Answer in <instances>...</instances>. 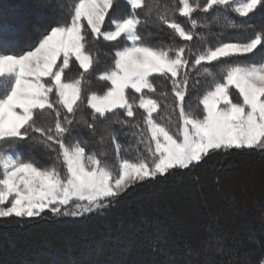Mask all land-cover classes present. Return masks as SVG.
Segmentation results:
<instances>
[{
  "label": "snow or ice",
  "instance_id": "snow-or-ice-1",
  "mask_svg": "<svg viewBox=\"0 0 264 264\" xmlns=\"http://www.w3.org/2000/svg\"><path fill=\"white\" fill-rule=\"evenodd\" d=\"M127 3L131 14L112 19L109 13L114 0H71L67 19L57 21L55 26L49 24L37 43L19 52L7 46L0 48V78L4 81L0 89V218L38 217L45 210L53 215L82 216L107 207L110 199L139 181L164 176L171 169H187L215 150H264V58L251 63L238 61L258 48L264 52V28L244 41L218 42L195 52L187 45L153 47L143 43L138 34L142 20L136 10L143 6V0ZM258 9L264 12V0H204L203 4L199 0H178L171 17L165 10L157 14V20L179 39L192 41L196 33L177 22V14L187 18L192 29L198 26L193 14L200 11L214 14L216 22L223 19L228 27L246 31L245 25L231 19L229 13L245 18ZM112 25L114 30H110ZM90 36L102 37L104 41H116L123 36L131 42L115 51L114 66L100 76L110 82L107 91L87 97L93 121L97 115L103 118L117 109L129 118L134 116L135 107L145 113L143 130L133 135L138 144L145 145L151 159L140 155L135 161L120 159L121 145L113 135L120 159L116 176L95 153L87 154L79 143L69 145L64 139L75 122L83 73L93 64L87 51ZM76 62L83 73L77 79H67L66 70ZM213 68L218 71H212ZM189 70L209 78L198 100L203 106L202 117L185 110ZM154 74L171 83L173 111L179 110L180 121L175 133L154 118L160 104L144 91L155 92L151 79ZM233 89L238 93L237 101L232 98ZM61 109L65 110L63 114ZM46 116L52 117L54 124L45 127L38 123ZM87 127L95 131L94 124ZM131 127L141 125L138 122ZM29 141L56 152L65 173L62 175L55 166L41 167L32 158L9 154L3 147ZM259 264H264V259Z\"/></svg>",
  "mask_w": 264,
  "mask_h": 264
},
{
  "label": "trees",
  "instance_id": "trees-1",
  "mask_svg": "<svg viewBox=\"0 0 264 264\" xmlns=\"http://www.w3.org/2000/svg\"><path fill=\"white\" fill-rule=\"evenodd\" d=\"M199 2L203 4L204 0ZM70 3L71 0H0V48L7 46L19 52L37 43L49 24L55 26L57 21L67 19ZM177 5L178 0H143V6L136 10L142 20L138 34L143 43L153 47L187 45L195 52L218 42L244 41L254 31L264 28V12L259 9L245 18L229 13L231 19L245 25L246 31L228 27L223 19L216 22L214 14L200 11L193 14L198 26L192 29L188 19L177 14V22L196 33L192 41H183L157 20V14L165 10L171 17ZM131 11L127 0H114L109 15L112 19H123ZM110 30H114V25ZM130 44L123 36L116 41L90 36L87 51L93 57L92 67L83 73L76 62L65 73L67 79H77L81 73L84 76L75 122L65 134V143H79L87 154L95 153L114 176L118 175L120 159L135 161L138 155L151 159L145 145L138 144L133 135L144 128V110L135 107L134 116L129 118L117 109L103 118L97 115L93 121V109L87 104V97L107 91L110 82L100 76L114 66L115 51ZM261 58L264 52L258 48L238 61L251 63ZM189 71L185 110L202 117L203 106L198 100L209 78ZM151 79L155 92L144 91L160 104L154 117L172 131L168 120L179 115L178 109L173 111L171 83L156 74ZM3 86L0 78V89ZM165 92L167 96L162 95ZM139 95L135 94L137 105ZM237 95L233 89L234 101L238 100ZM129 98L133 99L131 92ZM61 111L63 114L65 110ZM117 120L129 123L121 124ZM138 122L140 128L131 127ZM38 123L47 127L54 120L46 116ZM87 124H94L95 131ZM113 135L121 145L120 159L112 142ZM3 147L7 153L13 150L24 159H34L41 167L55 166L62 175L66 171L56 152L34 141ZM262 259L264 150L259 148L210 152L187 169H171L164 176L131 185L125 193L110 199L101 212L71 217L53 216L47 211L35 218H0V264H246V260L259 264Z\"/></svg>",
  "mask_w": 264,
  "mask_h": 264
},
{
  "label": "rangeland",
  "instance_id": "rangeland-1",
  "mask_svg": "<svg viewBox=\"0 0 264 264\" xmlns=\"http://www.w3.org/2000/svg\"><path fill=\"white\" fill-rule=\"evenodd\" d=\"M237 99H238V95H237V97H236ZM235 98V99H236ZM159 110V109H158ZM179 111V110H178ZM158 112V111H157ZM155 114H157V113H154L153 114V116H155ZM177 114H175V117H172V118H170L169 120H168V123L171 125V129H172V132L173 133H175L176 131H177V127H178V125H179V123H180V121H179V116L177 117ZM155 118V117H154ZM156 119V118H155ZM176 130V131H174V130ZM153 147H154V145H153ZM9 154H18V153H16L15 151H10L9 152ZM120 164V163H119ZM118 170H119V165H118ZM117 173L119 174V171H117ZM150 179V178H149ZM104 208H102V209H98V210H96V211H93V212H88V213H85L84 215H87V214H91V213H97V212H101L102 210H103ZM48 210H45V212H47ZM49 212V211H48ZM43 213H41V215H42ZM40 215V216H41ZM53 216H63V215H53ZM83 216V215H82ZM39 217V216H38ZM71 217H81V216H71ZM24 218H28V217H24ZM32 218H35V217H32ZM256 249V253H255V255L257 256L258 254H259V249L256 247L255 248ZM246 264H250V260H246V261H244Z\"/></svg>",
  "mask_w": 264,
  "mask_h": 264
}]
</instances>
